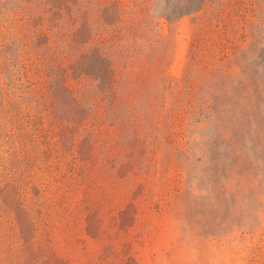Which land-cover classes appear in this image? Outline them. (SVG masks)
<instances>
[{
    "label": "rangeland",
    "instance_id": "obj_1",
    "mask_svg": "<svg viewBox=\"0 0 264 264\" xmlns=\"http://www.w3.org/2000/svg\"><path fill=\"white\" fill-rule=\"evenodd\" d=\"M0 264H264V0H0Z\"/></svg>",
    "mask_w": 264,
    "mask_h": 264
}]
</instances>
